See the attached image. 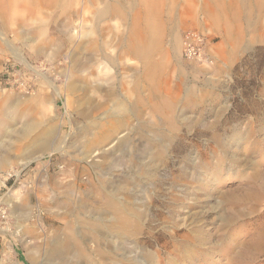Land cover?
<instances>
[{"label":"rangeland","instance_id":"rangeland-1","mask_svg":"<svg viewBox=\"0 0 264 264\" xmlns=\"http://www.w3.org/2000/svg\"><path fill=\"white\" fill-rule=\"evenodd\" d=\"M156 2L154 32L142 0L0 4V264H45L73 222L102 264L81 222L110 225L109 193L137 212L109 264H264V0L241 40L207 0ZM193 30L209 62L183 56ZM50 127L64 148L38 152Z\"/></svg>","mask_w":264,"mask_h":264},{"label":"bare ground","instance_id":"bare-ground-1","mask_svg":"<svg viewBox=\"0 0 264 264\" xmlns=\"http://www.w3.org/2000/svg\"><path fill=\"white\" fill-rule=\"evenodd\" d=\"M12 1L13 0H11V2ZM49 1L51 2L50 6L54 7L57 5L58 6H64V4H66L68 0H49ZM4 2H5V0H0V4H3ZM246 11H247V17L246 18H247L248 23L254 24L255 25L254 30H256L257 27L259 26V25L257 26V23L259 21L257 19L261 17V16H258V14H257V8L255 9L254 7H247ZM109 12H110V8L108 10L106 9V12H103L102 14H108ZM4 15H5V12L1 13L0 17L3 18ZM149 28L153 31L158 29L153 22H151L149 24ZM232 36H231V34H227L225 37L226 42ZM234 36H236V34ZM252 42H255V43L256 42H263L264 43V26H263V30L261 31V33H258V35H254V37L252 38ZM20 56L23 59V56L22 55H20ZM23 61H26V60L23 59ZM210 65H213V63L212 64L210 63ZM150 87H151L152 91H154L153 88L155 87V81H152L150 83ZM130 112H131V110H129V108L127 106H122L120 108V113L123 115H125V114L128 115V114H130ZM26 131L28 134H30V132H31L30 129H28ZM24 134H25V132H24ZM66 138L67 137H65V139ZM95 139H96V136L91 138V140H93V141ZM57 140H58V132L54 129V127H50L45 132L43 139L40 140L39 142H37L35 147H36L38 152H45V151L55 152L57 150L59 152L62 150V148H64V146H60L57 148V144H56ZM99 141H102V140H99ZM124 142L120 143L118 145V147L115 149V151H118L121 148H123L125 146ZM99 144H101L100 147L107 146L104 144L103 141H102V143L99 142ZM90 156H94V153H91ZM38 158H40V157H38ZM103 158L106 159L107 156H104ZM128 160H129V158H128ZM129 163H133L131 158L129 160ZM95 165L98 166V164H95ZM114 166L118 167L116 165L115 161H113L111 163V165L106 167L105 169L111 170V169H113ZM130 168H133V167L130 166ZM74 171L75 170H73L72 172H74ZM14 172H15V170H14ZM19 172H20V170H19ZM83 174L87 177L86 181L88 182V184H91L92 180H91L90 171L86 170ZM105 207H106V210H108L107 212L109 214L113 215L112 221L109 222L110 225H108V224L105 225V223L103 221L94 220V219L84 220L81 222V225H82L83 230H84V232L82 234H84L85 236H87L89 238V242L91 241L92 243H94L95 253L99 257V262H101L102 264H109V262L112 259V255L110 254V252L107 250V248L105 246L108 243V239L110 237V231L114 230L115 233L117 234V236L120 238L119 240L123 241L124 237L127 235L129 230L131 229V227L134 228L135 226H137V223L132 220V218L134 216L136 217L135 214H137V212L126 201L120 200V198H118L117 195H114L111 193H109V195L105 199ZM72 218H73V216H72ZM75 224H77V222H73V224H70V223L66 224L67 228H66V231L64 232V234L61 235V237L59 239L54 240V242L51 244V246L47 249V251L44 254L45 264L65 263L68 260H70V258H72V257L73 258L75 257V259H77L79 261V264H84V263L85 264H95L96 263V260L94 258L95 257L94 252L92 250L90 251V249L87 247V244L85 242H83L80 239V237H78L76 234H72L73 233L72 230L74 229L73 227ZM113 246H115V245H113ZM130 262H132V261H130Z\"/></svg>","mask_w":264,"mask_h":264},{"label":"crops","instance_id":"crops-1","mask_svg":"<svg viewBox=\"0 0 264 264\" xmlns=\"http://www.w3.org/2000/svg\"><path fill=\"white\" fill-rule=\"evenodd\" d=\"M142 0L143 4H147V9L145 8V11L142 13V16L147 17V27H145V30L147 32L151 31L154 32L149 28V24L153 22L156 27L157 23L155 18L157 17L156 14V9L157 7V2L156 1H162V0ZM166 1V0H164ZM256 2L257 0H241V5L240 2L236 4L234 0H207L208 6H207V12L209 13L210 18L212 17L216 22L215 25L219 26L220 29L225 28L226 30H231L235 31L234 34L239 35V39H243L244 33L246 34L248 30L251 32H255L254 30L255 25L248 23L247 21V7H254L256 9ZM235 3V4H234ZM145 7V5H144ZM152 10V11H150ZM222 15V17H232L233 21L230 19L229 20H224L222 21L219 17ZM241 19V21H240ZM151 20V21H150ZM159 27V26H158ZM157 27V28H158ZM156 31V30H155ZM159 31V29H157ZM243 35V37H242ZM246 39V38H244Z\"/></svg>","mask_w":264,"mask_h":264},{"label":"built area","instance_id":"built-area-1","mask_svg":"<svg viewBox=\"0 0 264 264\" xmlns=\"http://www.w3.org/2000/svg\"><path fill=\"white\" fill-rule=\"evenodd\" d=\"M183 56L188 60L209 62L211 60L206 36L200 31H188L183 36Z\"/></svg>","mask_w":264,"mask_h":264}]
</instances>
